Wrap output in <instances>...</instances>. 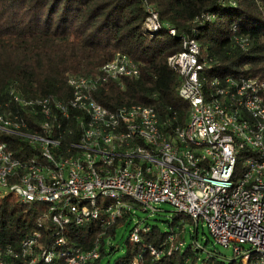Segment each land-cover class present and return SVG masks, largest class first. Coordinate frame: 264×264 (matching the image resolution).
<instances>
[{
    "label": "built area",
    "instance_id": "obj_1",
    "mask_svg": "<svg viewBox=\"0 0 264 264\" xmlns=\"http://www.w3.org/2000/svg\"><path fill=\"white\" fill-rule=\"evenodd\" d=\"M146 12V29L157 32V12L152 6ZM234 42L249 47L247 38ZM199 55L195 39L182 38L181 51L167 58L181 80L178 97L187 103L185 125L170 130L153 107L109 110L96 101L107 83L122 90L126 79L138 78V64L121 53L92 76H70L65 100L9 90L0 135L23 138L34 155L16 158L0 142V198L45 203L47 210L16 247H0V264L92 263L106 229L125 214L134 221V205L155 215L163 212L160 204L186 216L194 231L206 227L239 264H264V82L227 76L203 84L206 62ZM47 224L59 230L92 224L100 232L86 250L63 237L45 247L39 240ZM142 227L135 223L130 242H139ZM129 264H142L140 255Z\"/></svg>",
    "mask_w": 264,
    "mask_h": 264
},
{
    "label": "trees",
    "instance_id": "obj_2",
    "mask_svg": "<svg viewBox=\"0 0 264 264\" xmlns=\"http://www.w3.org/2000/svg\"><path fill=\"white\" fill-rule=\"evenodd\" d=\"M147 6L158 14L157 32L145 27ZM166 25L174 29V35ZM240 37L248 39V49L242 50L234 42ZM182 38L198 43L199 60L206 62L200 75L203 84L227 76L264 82V0H0V107L11 88L25 97L65 100L70 76H92L121 53L138 64V78L126 79L122 90L107 83L95 93L96 101L109 110L123 105L150 106L166 129L183 126L187 103L178 97L181 80L167 65V58L181 51ZM0 142L16 158L34 155L26 151L23 138L1 134ZM241 162L239 159L237 171ZM46 210L45 203L23 204L13 195L0 198V247H16L37 229ZM132 221L125 214L106 229L100 258L89 264H101L112 254L115 248L105 247V239L113 238ZM142 223L139 242L127 237L123 255L114 264H129L138 255L142 264H239L207 248V241L199 244L195 227L181 213L173 211L165 221L166 230ZM191 225L193 233L187 231ZM40 230L42 246L63 237L83 250L91 247L100 232L92 224L69 225L63 230L47 224ZM151 249L157 257L151 255Z\"/></svg>",
    "mask_w": 264,
    "mask_h": 264
},
{
    "label": "rangeland",
    "instance_id": "obj_3",
    "mask_svg": "<svg viewBox=\"0 0 264 264\" xmlns=\"http://www.w3.org/2000/svg\"><path fill=\"white\" fill-rule=\"evenodd\" d=\"M157 207L163 210L161 214H152L148 215V213H144L141 210L136 209L134 212L135 218L134 221L130 222L125 228L118 229L115 233L114 238L111 240V245L115 248V251L106 256L102 261L101 264H114L115 261L123 255L125 240L127 239L130 229L137 221H146L150 224H155L160 227L162 230H166L167 225L165 221H167L173 213V208L168 204H160ZM143 225V223H142ZM189 226L187 227V231ZM185 238L188 241L189 236L188 232L185 234ZM197 239L199 244H205L207 241V248L215 249L220 255L226 258V260L233 259V251L232 248H225L221 245H218L213 242L212 237L210 236L209 232L207 231L206 227L198 225L197 229Z\"/></svg>",
    "mask_w": 264,
    "mask_h": 264
}]
</instances>
